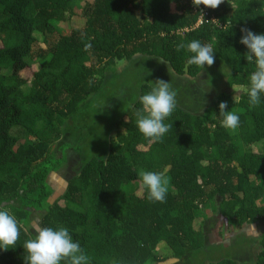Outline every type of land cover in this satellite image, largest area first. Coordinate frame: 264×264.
I'll return each instance as SVG.
<instances>
[{"label":"trees","instance_id":"1","mask_svg":"<svg viewBox=\"0 0 264 264\" xmlns=\"http://www.w3.org/2000/svg\"><path fill=\"white\" fill-rule=\"evenodd\" d=\"M196 5L81 0L76 11L73 0H0V207L20 226L15 247L0 250V264H25L34 211L42 226H66L90 264H152L202 249L206 234L198 220L217 197L229 230L264 222V94L258 105L249 103L255 65L239 43L244 27L264 32V0H222L200 25ZM75 14L81 23H73ZM193 39L211 45L215 59L231 68L229 84L246 90L238 99L220 92L204 114L177 104L165 120L173 126L159 140L139 132L137 100L105 155L91 157L52 202L50 176L67 160L65 147L55 150L64 124L102 89L106 73L145 55L196 77L203 69L189 64L191 53L181 47ZM147 90L144 83L140 95ZM222 101L240 115L235 133L221 125ZM142 170L168 181L163 201L148 198ZM135 182L139 188L129 190ZM258 241L253 262L223 257L209 264H264V232Z\"/></svg>","mask_w":264,"mask_h":264},{"label":"rangeland","instance_id":"2","mask_svg":"<svg viewBox=\"0 0 264 264\" xmlns=\"http://www.w3.org/2000/svg\"><path fill=\"white\" fill-rule=\"evenodd\" d=\"M200 1L197 0L198 4ZM80 5L81 0H73L76 11ZM71 20L73 23H81L76 14ZM144 68L151 71V75L145 76V80L141 77ZM229 77V67L220 59H215L211 66L206 65L196 77L178 75L170 64L155 57L137 55L128 61H118L117 70L106 73L102 89L93 94L64 124L63 137L57 142L55 150L65 147L67 160L63 168L50 176V183L55 190L51 201L63 194L68 181L80 173L82 166L91 157L105 155L111 139L116 137L120 118L138 100L141 87L148 83L147 80L159 78L171 81L177 92V104L190 112L204 114L214 105L220 92L233 91L234 98L238 99L246 90L241 85L231 86ZM210 82L211 86L208 87ZM28 87H24L25 91H28ZM236 130L237 128L231 129L233 133ZM137 187L139 188L138 182L127 186L129 190ZM220 201L221 198L217 197L214 202L204 206L203 215L198 220L206 234V244L202 249L189 250L182 259L171 258L152 264H209L223 257L255 261L259 250L258 240L264 232V222L248 223L241 229L229 230L219 208ZM41 215L35 211L32 215L29 229L34 235V229L42 227Z\"/></svg>","mask_w":264,"mask_h":264},{"label":"clouds","instance_id":"3","mask_svg":"<svg viewBox=\"0 0 264 264\" xmlns=\"http://www.w3.org/2000/svg\"><path fill=\"white\" fill-rule=\"evenodd\" d=\"M222 0H205L204 5L215 8ZM239 43L247 48L245 58L252 61L255 70L250 73L248 97L251 105H258L264 94V32H254L244 27ZM191 53L188 63L195 64L204 69L215 62V51L209 44H204L198 39H193L187 45ZM162 62L169 64L167 60L160 58ZM145 69V68H144ZM168 71L171 75L170 68ZM231 74V68H229ZM151 71L145 69L141 77L150 76ZM149 90L138 96L142 109L137 111L136 125L140 133L153 140H159L173 126L165 123L177 107V92L171 81L164 79L147 80ZM211 86V82L208 87ZM221 125L226 129L235 130L240 126V115L228 110V102L219 104ZM139 177L143 186L148 191V198L163 201L168 191V181L159 172L140 171ZM33 238L23 242L26 253L25 264H90V257L81 247L78 240L73 238L66 226H42L34 229ZM20 238V226L16 216L6 207H0V250L14 248Z\"/></svg>","mask_w":264,"mask_h":264},{"label":"built area","instance_id":"4","mask_svg":"<svg viewBox=\"0 0 264 264\" xmlns=\"http://www.w3.org/2000/svg\"><path fill=\"white\" fill-rule=\"evenodd\" d=\"M204 2H205V0H201L200 3L198 5H196V7H195V10L199 11L201 13L200 18H199L196 25L202 24L205 20V17H207L209 15V10L211 7L202 4Z\"/></svg>","mask_w":264,"mask_h":264}]
</instances>
